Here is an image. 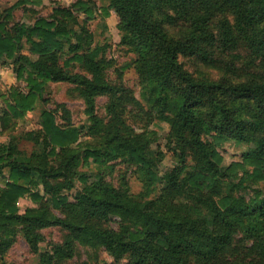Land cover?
Instances as JSON below:
<instances>
[{"label":"trees","instance_id":"trees-1","mask_svg":"<svg viewBox=\"0 0 264 264\" xmlns=\"http://www.w3.org/2000/svg\"><path fill=\"white\" fill-rule=\"evenodd\" d=\"M108 1L97 8L76 0L70 9L55 10L32 25L11 26L13 13L42 0H19L0 14V65L11 61L17 80L26 76L28 89L27 94L10 89L0 118L3 130L5 122L33 111L47 84L62 83L86 100L93 139L80 156L73 147L85 128L74 127L63 106L65 126L57 124L56 112L41 116L34 141L43 140L42 153L23 161L13 140L0 149V171L10 169L9 183L0 188V253L19 229L38 255L43 232L60 229L66 232L63 244L40 254V264L72 259L77 243L104 250L112 264H264V189L249 199L239 193L264 184V0ZM97 10L116 14L121 45L135 56L132 65L144 99L168 124L170 150L179 162L163 176L161 192L145 202L127 187L111 184L104 173L121 162L149 187L157 183L147 136L127 132L122 122L105 124L96 114L99 96L109 97L115 121L126 98L138 106L131 90L109 81L99 58L102 48L90 49L93 35L86 24ZM75 14L85 15L80 31L69 28L79 25ZM24 42L34 59L20 53ZM65 45L73 56L61 64ZM78 63L89 77L69 72ZM187 64L205 69L211 79L192 77ZM226 140L249 147L240 162L224 165L219 148ZM190 162L193 172L185 174ZM91 163L95 171L80 170ZM38 185L50 201L32 193ZM77 186L79 196L62 195ZM25 194L36 207L21 214L17 203ZM0 264L14 263L0 259Z\"/></svg>","mask_w":264,"mask_h":264},{"label":"rangeland","instance_id":"rangeland-1","mask_svg":"<svg viewBox=\"0 0 264 264\" xmlns=\"http://www.w3.org/2000/svg\"><path fill=\"white\" fill-rule=\"evenodd\" d=\"M18 1L0 0V14L8 10ZM84 1L92 2L97 8H105L109 4L108 0ZM75 2L76 0H42L40 6L19 8L13 13L11 26L21 23L32 25L39 18H49L55 10L70 9ZM98 11H95V18L86 24L93 35V42L90 49L102 48V52L99 53L101 54L99 58L104 60L105 64L103 68L109 81L115 85L122 86V88L131 90L133 92L132 97L138 102V106H134L135 104H133L132 100L126 98L124 105L118 109V113L115 115H121L120 119L115 121L108 110L109 97L99 96L95 100L96 114L104 119L105 124H112L114 127H117L122 122L127 128V132L131 131L135 134L147 136L151 142L149 156L156 162V167L153 170L157 175V183L153 187H149L145 178L139 175L136 169L130 168L121 162L111 163L107 166L104 173L106 180L111 184L117 187H127L131 195L145 202L155 198L161 192L164 188L163 176L178 166L179 162L170 150L168 124L159 119L158 109L151 112V104L148 100L144 99L146 98L144 97L145 90L139 85V77L132 65L135 56L130 53L127 47L121 45V35L118 31V18L116 14L109 12L108 15L104 16ZM76 17L79 25L72 23L69 28L80 31L81 26H84L85 15L79 14ZM68 48L69 46L65 45L64 54L66 57L60 59L61 64L65 58L73 56V54L68 52ZM20 53L30 58H35L30 54V46L26 42L23 43ZM185 68L188 74L196 79H211L210 76L208 77L206 75V70L199 66L187 64ZM68 70L70 73L78 72L89 77L84 70L83 63H78L75 69L70 68ZM215 75V73H211L213 78ZM24 78L26 79V76ZM25 79L17 80L11 61L0 65V118L5 108L4 100H11V88L23 94L28 93ZM63 106L70 114L72 125L76 128H85L78 145L73 147L79 151V155L81 156L84 150L83 148L86 145H90L93 140L87 132L90 127V122L85 114L87 106L86 100H84L78 89L62 83L47 84L43 92L36 96L33 111L29 112L24 118L9 121L8 123L5 122L4 127L6 130H3L0 125V149L13 140L18 149L24 154V158L22 157L24 159H22L23 161L28 160L33 152L42 153L44 150L43 140L40 138L38 142L35 143L34 141V134L41 132V116L46 111L56 112L57 124L59 126H65L67 122L64 121V113L59 108ZM248 149L249 147L245 144H237L235 141L226 140L219 148V151L224 159V165L228 166L231 163L240 162L242 154L247 152ZM53 160V158L49 160L50 165L54 164ZM187 166L188 168L185 174L192 173V163H188ZM80 170L82 172H91L96 169L91 163L90 166H81ZM9 175V168L1 169V189H5L9 183ZM241 177L242 173H239L237 178L240 179ZM21 184L28 187L26 183L21 182ZM263 189L264 184L257 183L252 185L251 189L241 190L239 193L249 199L253 197L256 190ZM31 190L32 193L38 192L50 201L49 196L43 191L42 186L32 187ZM80 191L81 187L77 186L70 192H63L62 195L70 197L79 196ZM179 202L185 203L186 201L182 198ZM17 207L22 214L28 208L36 207V205L32 202L30 195L25 194L19 199ZM54 212L58 214L57 211ZM65 233L60 229L45 230L43 232L44 239L39 245L40 253L35 255L30 251L23 235L18 229V234L12 240L10 247L2 254L0 253V259L14 264H40V254L51 253L54 246L62 245L66 237ZM112 262V257L104 250L77 243L74 247L73 258L62 264H112Z\"/></svg>","mask_w":264,"mask_h":264}]
</instances>
